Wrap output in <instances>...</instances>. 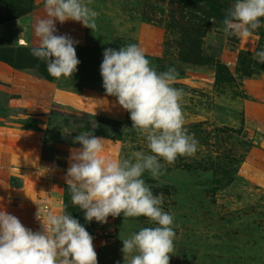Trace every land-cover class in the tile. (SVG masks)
Segmentation results:
<instances>
[{
  "label": "rangeland",
  "instance_id": "1",
  "mask_svg": "<svg viewBox=\"0 0 264 264\" xmlns=\"http://www.w3.org/2000/svg\"><path fill=\"white\" fill-rule=\"evenodd\" d=\"M214 1L225 16L235 2ZM44 2L0 0V58L30 50L18 39L38 43L34 25L45 16ZM86 2L98 13L95 31L74 21L56 24L58 35L80 41L71 78L50 76L46 62L27 52L20 59L34 68L0 61V207L31 229L41 204L67 205L86 230L110 231L113 239L95 246L98 264H124L121 239L156 226L123 215L86 222L63 179L69 149L80 147L73 139L83 131L106 138L107 157L148 151L129 113L106 96L100 75L106 48L137 44L157 71L176 69L185 127L199 142L193 157L166 165L159 179L144 176L174 216L170 264H264V64L254 58L264 49V19L251 39H238L204 8L180 0ZM195 51L221 64L226 80L217 81L214 65L188 63Z\"/></svg>",
  "mask_w": 264,
  "mask_h": 264
},
{
  "label": "clouds",
  "instance_id": "2",
  "mask_svg": "<svg viewBox=\"0 0 264 264\" xmlns=\"http://www.w3.org/2000/svg\"><path fill=\"white\" fill-rule=\"evenodd\" d=\"M45 16L35 21V46L31 55L46 62L54 78H71L80 63L70 35H58L57 22H79L93 31L98 13L86 0H45ZM264 0H235L223 18V32L238 39H251L262 27ZM264 64V49L254 50ZM106 96L130 115L132 129L146 139L145 151L125 158L103 155L106 138L83 131L73 139L80 147L70 148L63 179L71 203L84 212L86 222L106 224L108 217H145L155 227H143L121 239L124 264H170L174 254V216L163 208V193L155 194L144 176L164 175L166 165L179 157H193L198 140L185 127L181 101L184 90L174 87L175 68L157 71L137 44L106 48L100 65ZM163 161V163L161 162ZM40 230L33 231L18 217L0 207V264H98L94 237L68 211L35 213ZM119 264V262H117Z\"/></svg>",
  "mask_w": 264,
  "mask_h": 264
},
{
  "label": "trees",
  "instance_id": "3",
  "mask_svg": "<svg viewBox=\"0 0 264 264\" xmlns=\"http://www.w3.org/2000/svg\"><path fill=\"white\" fill-rule=\"evenodd\" d=\"M186 4L189 5H194V6H201L202 8H204L209 14H211V18H214L220 22L223 21V18L225 17V15H223L220 11L219 8L217 6V3L214 0H180ZM197 51V50H196ZM194 53L193 57H187L186 61L188 63L191 64H196V65H207V64H211L215 66L216 69V76H217V81L218 82H224L226 79H224L225 76V68L219 64V63H214V61H212L211 59L208 58H203L201 57V55L196 52ZM27 52V53H31L30 50L28 49H19L18 50V54L17 57L12 59V57H6V58H0V61H3V63H7L9 66L17 69V70H22L23 68H34L32 65H29V63L23 61L22 59H20L22 57V53ZM22 60V61H21ZM221 75V78H220ZM49 80L51 79L50 77H46ZM66 189V195H69V190L67 189V186L65 187ZM66 200V199H65ZM67 201H65L66 203ZM68 210V209H67Z\"/></svg>",
  "mask_w": 264,
  "mask_h": 264
},
{
  "label": "built area",
  "instance_id": "4",
  "mask_svg": "<svg viewBox=\"0 0 264 264\" xmlns=\"http://www.w3.org/2000/svg\"><path fill=\"white\" fill-rule=\"evenodd\" d=\"M54 201H50L44 204H41L39 206L41 216L46 217V214L51 212V213H57L55 209H53ZM37 212V211H36ZM35 218V217H34ZM40 223L35 219L34 220V225L31 228L33 231L40 230ZM93 237H94V247L98 244H104L108 240H112L113 237L110 233V231L106 228H101V229H90L87 230Z\"/></svg>",
  "mask_w": 264,
  "mask_h": 264
},
{
  "label": "crops",
  "instance_id": "5",
  "mask_svg": "<svg viewBox=\"0 0 264 264\" xmlns=\"http://www.w3.org/2000/svg\"><path fill=\"white\" fill-rule=\"evenodd\" d=\"M53 207L55 208V210L58 212L59 210H61V205L60 202L58 201H54V205Z\"/></svg>",
  "mask_w": 264,
  "mask_h": 264
}]
</instances>
